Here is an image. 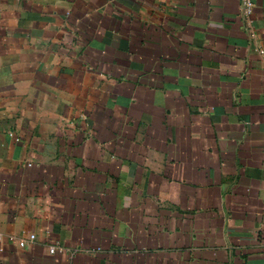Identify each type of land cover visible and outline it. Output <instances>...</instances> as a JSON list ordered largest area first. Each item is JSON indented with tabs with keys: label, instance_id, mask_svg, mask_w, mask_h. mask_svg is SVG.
Wrapping results in <instances>:
<instances>
[{
	"label": "crops",
	"instance_id": "obj_1",
	"mask_svg": "<svg viewBox=\"0 0 264 264\" xmlns=\"http://www.w3.org/2000/svg\"><path fill=\"white\" fill-rule=\"evenodd\" d=\"M250 1L0 0V264H264Z\"/></svg>",
	"mask_w": 264,
	"mask_h": 264
},
{
	"label": "built area",
	"instance_id": "obj_2",
	"mask_svg": "<svg viewBox=\"0 0 264 264\" xmlns=\"http://www.w3.org/2000/svg\"><path fill=\"white\" fill-rule=\"evenodd\" d=\"M251 7H252L251 1L250 0H244V8H245L246 12H249ZM23 245H24V243H20V246H23ZM49 252L51 254H55L56 252H58V249L55 246H52L49 248Z\"/></svg>",
	"mask_w": 264,
	"mask_h": 264
}]
</instances>
